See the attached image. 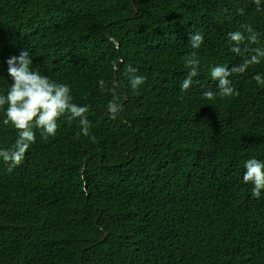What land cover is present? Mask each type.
I'll list each match as a JSON object with an SVG mask.
<instances>
[{"label": "trees", "instance_id": "obj_1", "mask_svg": "<svg viewBox=\"0 0 264 264\" xmlns=\"http://www.w3.org/2000/svg\"><path fill=\"white\" fill-rule=\"evenodd\" d=\"M242 24L264 48V0H0V94L27 50L92 125L78 138L62 115L11 173L0 160V264H264V190L242 178L264 161V58L229 77L238 96L210 76L243 62L227 35ZM192 51L199 75L181 91ZM128 65L146 77L136 90ZM4 118L0 148L17 137Z\"/></svg>", "mask_w": 264, "mask_h": 264}, {"label": "clouds", "instance_id": "obj_2", "mask_svg": "<svg viewBox=\"0 0 264 264\" xmlns=\"http://www.w3.org/2000/svg\"><path fill=\"white\" fill-rule=\"evenodd\" d=\"M256 10H261V0H252ZM241 11H243L241 9ZM241 30L229 32L228 38L232 44L231 51L244 57L243 62L228 67L218 64L211 68L210 76L213 81H218L217 88L221 97L238 96L239 92L233 88L229 79L233 74H243L251 65L259 64L264 58V48L251 47L257 43L258 36L250 24H242ZM204 41L202 32L191 33L189 44L192 49H199ZM243 45V47H241ZM251 53V55H246ZM201 61L196 51H192L184 59V65L188 69L186 78L182 81L181 91H187L194 84V77L199 75ZM7 72L11 77V83L6 94H0V109L4 112L3 124H11L17 130L14 143L5 148H0V160L7 165V172L11 173L25 159L30 146L35 143L34 129H39L41 137L47 139L55 136L58 128V119L67 115L69 121L79 118L80 132L90 135L91 122L87 119L89 111L86 105H78L73 102L71 88L67 83L57 82L47 75L34 70L32 59L27 50H22L18 56H12L7 60ZM129 83L133 90L139 88L146 81V77L136 74L138 69L127 66ZM252 79L258 86H264V74L256 73ZM98 85L103 90L105 81L101 79ZM212 90H207L203 96L212 100L215 98ZM115 112V109H114ZM114 118V116H113ZM243 182L253 185L251 195L259 198L264 190V161L255 157L245 161Z\"/></svg>", "mask_w": 264, "mask_h": 264}]
</instances>
